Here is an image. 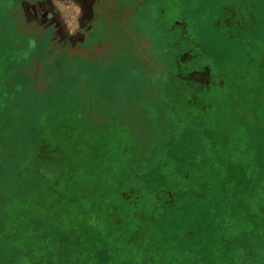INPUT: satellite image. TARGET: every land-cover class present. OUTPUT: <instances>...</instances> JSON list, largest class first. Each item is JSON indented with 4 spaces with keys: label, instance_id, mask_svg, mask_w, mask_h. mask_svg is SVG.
<instances>
[{
    "label": "rangeland",
    "instance_id": "rangeland-1",
    "mask_svg": "<svg viewBox=\"0 0 264 264\" xmlns=\"http://www.w3.org/2000/svg\"><path fill=\"white\" fill-rule=\"evenodd\" d=\"M0 264H264V0H0Z\"/></svg>",
    "mask_w": 264,
    "mask_h": 264
},
{
    "label": "flooded vegetation",
    "instance_id": "flooded-vegetation-1",
    "mask_svg": "<svg viewBox=\"0 0 264 264\" xmlns=\"http://www.w3.org/2000/svg\"><path fill=\"white\" fill-rule=\"evenodd\" d=\"M44 14H46V15H44V16L46 17V18H44V20H48V21H50V22H54V23H55V20L51 19V17L48 16L47 13H44ZM41 17H42V16H41ZM40 24H41V23H40ZM43 24H45V23H43ZM41 26H42V25H41ZM49 26H51L53 30H58V29H56V25H54V24H49ZM43 27H44V26H43Z\"/></svg>",
    "mask_w": 264,
    "mask_h": 264
},
{
    "label": "trees",
    "instance_id": "trees-1",
    "mask_svg": "<svg viewBox=\"0 0 264 264\" xmlns=\"http://www.w3.org/2000/svg\"><path fill=\"white\" fill-rule=\"evenodd\" d=\"M241 114V113H240ZM251 129V128H250ZM250 134L253 135V132L250 130Z\"/></svg>",
    "mask_w": 264,
    "mask_h": 264
}]
</instances>
